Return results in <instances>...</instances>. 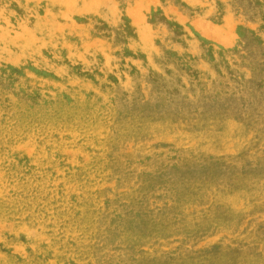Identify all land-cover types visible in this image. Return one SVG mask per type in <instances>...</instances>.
<instances>
[{
    "label": "rangeland",
    "instance_id": "374dc122",
    "mask_svg": "<svg viewBox=\"0 0 264 264\" xmlns=\"http://www.w3.org/2000/svg\"><path fill=\"white\" fill-rule=\"evenodd\" d=\"M0 264H264V0H0Z\"/></svg>",
    "mask_w": 264,
    "mask_h": 264
}]
</instances>
